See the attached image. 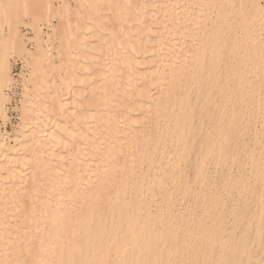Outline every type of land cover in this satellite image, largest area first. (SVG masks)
I'll return each instance as SVG.
<instances>
[{"label":"bare ground","instance_id":"6f19581e","mask_svg":"<svg viewBox=\"0 0 264 264\" xmlns=\"http://www.w3.org/2000/svg\"><path fill=\"white\" fill-rule=\"evenodd\" d=\"M14 54L31 88L12 143L0 129V264H264V150H242L250 181L176 194L194 145L264 125L262 0H0V120ZM195 98L216 113L203 143Z\"/></svg>","mask_w":264,"mask_h":264},{"label":"rangeland","instance_id":"374dc122","mask_svg":"<svg viewBox=\"0 0 264 264\" xmlns=\"http://www.w3.org/2000/svg\"><path fill=\"white\" fill-rule=\"evenodd\" d=\"M264 5V0H262ZM21 31L23 34H26L28 38L34 37V32L31 27L22 26ZM48 29H44V37L47 36ZM35 41H30L28 43L29 49L34 51L36 44ZM12 63V75L14 78L13 85L11 89L7 91L9 94L10 101L5 105V110L7 114L6 120H0V129L2 133L6 134L9 138V142H13V139L16 138L17 134L20 132L21 127V117H22V100L25 95V88L29 89L30 84L27 82L29 79V73L31 69L22 57L14 54L11 58ZM221 72H225V69L219 70ZM96 72V71H95ZM216 101L219 100V94L217 93ZM195 102L197 106L194 109L195 113V123L194 129L196 130V138L203 143L205 139V131H203V127L206 125H210L215 118V111L211 105H207L205 107L199 103V99L195 98ZM202 114L205 115L206 118H203V123L201 125L197 124V121L202 117ZM213 117V119H212ZM244 122L241 125V132L231 140V143L227 144V147L221 153H212L211 155L206 157L205 149L202 150L198 145L193 146V152L190 156V161L183 165L181 174L183 186L176 193L177 197H184V193H191L198 189V181L199 178L203 177L206 180H209L211 183L214 182L213 178H216V183H220L222 181L223 176H227L228 174L232 176V178L236 181L238 178H242L244 181H250V167L247 165V156L242 151L244 146L249 145L252 147H257V154L260 151L264 150V125H260V122L256 117L251 114L246 115ZM209 119H212L211 121ZM200 153L204 158L205 167L202 168V174L199 175L197 173V166L195 164V157ZM193 161V162H192ZM215 183V182H214ZM206 186H210L207 184ZM256 188V187H254ZM250 188H248L249 190ZM248 190L242 189V186H235L231 191V196L224 194L229 209L227 212L234 209V204L237 205L236 212L239 215L238 218L241 220L244 216H246V207L248 202H251V194ZM192 196V195H191ZM184 198V202H182L181 212L184 213L185 210H190L193 205L192 197ZM212 197V194H209ZM193 205V206H192ZM246 205V206H245ZM207 209L206 206L202 208V210ZM227 213V215H228ZM176 217L178 216V210H175ZM227 220L230 221V224L233 222L231 218L227 216ZM242 223V224H241ZM238 232L243 229V224H246V220L240 221L238 223ZM263 257V256H261Z\"/></svg>","mask_w":264,"mask_h":264}]
</instances>
